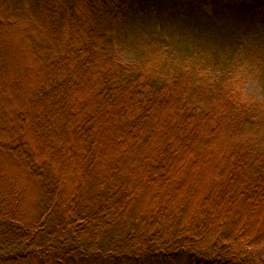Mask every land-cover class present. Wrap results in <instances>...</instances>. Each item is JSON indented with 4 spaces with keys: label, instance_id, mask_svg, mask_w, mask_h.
<instances>
[{
    "label": "trees",
    "instance_id": "trees-1",
    "mask_svg": "<svg viewBox=\"0 0 264 264\" xmlns=\"http://www.w3.org/2000/svg\"><path fill=\"white\" fill-rule=\"evenodd\" d=\"M0 6V28L13 27L19 12L42 20L49 45L34 57L42 72L32 88L37 103L53 115L57 137L52 164L28 154L24 137L0 143L9 155L21 152L15 155L33 180L50 186L40 207L30 211L23 208L21 190L0 177V264H264V224L255 231L264 219L246 221L264 210V0H0ZM95 67L103 69L99 92L110 105L108 118L117 124L111 137L120 145L151 142L156 123L176 106L179 139L199 140L201 132L217 136L222 128L223 136H234L239 149H231L229 164L222 166L226 181L218 195H225L227 208L221 197L197 207L201 197L210 199L209 189L198 191L185 173L175 200L159 203V191L152 207L131 213L130 202L138 204L147 181L116 184L117 155L104 163L93 190L75 179L68 183L63 173L53 172V183L46 180L42 174L54 166H83L69 126L61 125L60 108ZM253 80L260 97L249 93ZM50 121L44 126L51 128ZM31 123L46 136L40 122ZM158 138L141 163L145 177L159 179L162 188L172 172L161 153L167 156L169 145ZM237 199L254 209L242 223L233 208ZM211 221L214 234L207 230Z\"/></svg>",
    "mask_w": 264,
    "mask_h": 264
},
{
    "label": "rangeland",
    "instance_id": "rangeland-1",
    "mask_svg": "<svg viewBox=\"0 0 264 264\" xmlns=\"http://www.w3.org/2000/svg\"><path fill=\"white\" fill-rule=\"evenodd\" d=\"M16 9L20 10L17 6ZM19 13L22 16L19 14L20 17H16V23L13 27L0 28V143L8 142L13 138L21 139L24 137L23 144L28 154L38 160L45 157L44 159L47 163H54L57 152L55 139L57 137L53 135L55 130L53 121H50L54 117L50 115V111H47V105H39L37 103L38 101L32 88V82L42 72L41 66L34 57H37V51L40 48L49 45V41H47V34L44 31L45 27L40 18L38 22H35L30 15ZM26 32L34 36V40L28 38ZM99 69V67L91 68L92 71L89 69L88 71L90 72L86 73L84 85L82 82L76 84L75 91H79V93L75 92L74 94L71 93V95L70 92L74 91H72L73 87L67 88L65 94L69 97L70 95L73 96L72 100L67 107L61 106L62 108H60L61 122L63 121L61 125L66 124V127L69 126L72 134L71 138H73V144L71 143L73 150L78 154L77 157L81 159L83 166L77 171L76 169L67 171L61 165L54 166L49 170L48 175L42 174L46 180L52 182L51 174L53 172L54 174L63 173L66 175L68 183L75 179L83 182L84 185H88L93 190L95 182H101L99 178L100 173H103L104 163L111 156L117 155L121 166L116 179H114L116 184H125L128 181V183L134 185L140 180L143 183L147 181V187L140 194L138 204H132L131 200L130 203L133 205L131 213H141L146 210L145 207H152L154 196L159 191H161L159 203L164 204V202L169 200H175L174 197L187 175L193 176V187L197 188L198 191L209 189L210 192L208 202L205 197H201L199 203L196 204L197 207L204 203L210 206L214 202H219L221 197V195L220 197L218 196L221 193L220 188L226 181V173H224L226 170L222 169V166L229 164L227 159L230 156V150L236 151L239 149V146L237 147L234 142V136L233 138L230 134L223 136L221 134L222 128L220 134H218L219 129L216 130L217 136L201 132L199 140H195L194 137L189 141L179 139L180 127L176 123L179 121V112L181 111L176 106L169 110L168 114H165L167 118L163 123H156L154 129L158 131V134H155L151 142L142 145L141 143H134V140L120 145L111 137L117 131V124L114 127L113 122H111L112 117H110L111 119L108 118V106L110 105L102 98L99 92V79L103 73V69ZM18 77L20 79H17ZM97 79L98 81L96 82ZM25 83L29 84L28 86H31V88H28ZM35 92L37 93V90ZM249 93L260 97L261 90L258 81L253 80L251 82ZM33 121L40 122V126L42 124V127L46 128V136H43V133L39 135V129L33 126L32 123L30 124ZM49 121L52 124L51 128L44 126V122ZM186 124L188 123L183 122L184 126ZM183 125L181 124L182 130ZM55 128L57 129L56 126ZM111 128L112 132L110 133L109 130ZM50 132H52L51 136L48 135ZM157 135L159 136L158 143H161L160 145H169L167 149L168 155L166 156V152L161 153L163 157H166L167 164L172 172L171 179L166 181L162 188L159 179H148V176H150L149 172L147 173L148 176L145 177L146 164L143 165L141 163L142 160L147 159L148 155L152 154L151 149L154 147ZM198 136L196 135V137ZM47 146L50 151L44 150ZM12 152L14 156L9 155L7 152L5 153L3 147L0 146V177H2L3 181L13 186L14 191L16 189L21 190L19 193L23 195V208L35 211L41 205L40 198L48 194L50 186L46 188V186L41 185V182L33 180L31 172L28 171V166L21 159L22 157L19 158L15 155V153L19 154L21 152L18 150H12ZM222 154L224 155L221 157ZM21 155L24 156V159L28 157L26 153ZM232 164L235 165L234 162ZM238 172L243 176L240 170ZM185 173L188 174L185 175ZM174 175L176 176L173 178ZM229 175L230 179L235 177L232 174ZM243 177L246 176L244 175ZM189 192L185 193L186 198H188ZM93 193L94 191H91L90 195H93ZM225 199L226 197L223 195L221 197V201H223L221 206L227 208L229 202ZM224 208L221 211H224ZM233 208L237 209L236 213L240 214V223L246 219L244 218L246 214L252 213L254 210L250 203L243 199H237ZM261 218L264 219V210L255 211L252 219L250 218L251 220L247 219L246 221L253 222ZM263 224L264 220H261V224L258 222L255 231L261 228L260 225ZM207 230L210 234L216 232L214 221L209 223Z\"/></svg>",
    "mask_w": 264,
    "mask_h": 264
}]
</instances>
